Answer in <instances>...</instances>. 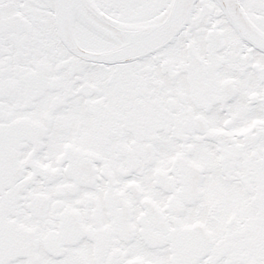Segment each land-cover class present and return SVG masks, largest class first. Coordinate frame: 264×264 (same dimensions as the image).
Segmentation results:
<instances>
[{
  "label": "snow or ice",
  "instance_id": "obj_1",
  "mask_svg": "<svg viewBox=\"0 0 264 264\" xmlns=\"http://www.w3.org/2000/svg\"><path fill=\"white\" fill-rule=\"evenodd\" d=\"M0 264H264V0H0Z\"/></svg>",
  "mask_w": 264,
  "mask_h": 264
}]
</instances>
